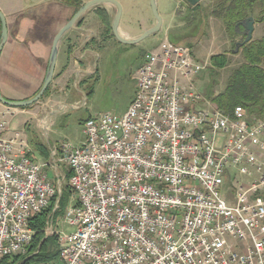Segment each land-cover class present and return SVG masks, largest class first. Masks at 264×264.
I'll return each mask as SVG.
<instances>
[{
  "label": "built area",
  "instance_id": "1",
  "mask_svg": "<svg viewBox=\"0 0 264 264\" xmlns=\"http://www.w3.org/2000/svg\"><path fill=\"white\" fill-rule=\"evenodd\" d=\"M199 67L165 37L127 110L88 117L85 140L60 146L76 196L63 216L73 231H50L62 264H264V119L196 108L180 80ZM44 166L0 111V263L27 252L57 194Z\"/></svg>",
  "mask_w": 264,
  "mask_h": 264
},
{
  "label": "rangeland",
  "instance_id": "2",
  "mask_svg": "<svg viewBox=\"0 0 264 264\" xmlns=\"http://www.w3.org/2000/svg\"><path fill=\"white\" fill-rule=\"evenodd\" d=\"M116 1L121 7L120 22L124 27L130 26L138 30L155 20L149 0ZM156 2L158 13L163 20L162 29L140 42L124 46L117 43L115 41L116 37L114 40L112 33L108 31L106 36L112 41V46L109 47L106 58L104 61H96L94 69L97 70V73L92 79L87 80L82 85V94H78L75 90V94L64 98L66 103H74L78 100L77 106L67 109L65 115L57 114L47 134L43 130L36 128L37 123L27 115H17L11 120L9 119V123H11L9 127L19 131L30 142L34 158L40 164H45L42 170L54 182L57 180L55 170L51 164H48L49 158L40 157L39 145L34 144L36 140L33 133L38 134L41 142L36 141V143H41L50 157L49 141L51 144L55 141L58 146H61L64 143L78 145V143L81 144L85 140L82 128L86 117L103 113L123 114L134 98L137 87V70L141 65L144 54L149 51H155L159 47L163 41L167 24H170L167 35L175 36L178 43L187 46L194 62L200 66L196 73L188 78L181 77L180 80L188 89L192 87L201 96V99L195 101L196 108L207 109L209 108L208 103L214 104L211 101L212 95L224 87L232 69L241 62V56L237 53L238 50L233 48L232 37L227 32L223 21L220 18L209 16L211 7L215 2L214 0H202L200 2L202 13H199V10H187V7L183 3L179 5L177 0H156ZM175 10L178 15L175 19L170 20L172 12ZM257 13L258 10L256 8L255 14ZM262 23L264 22L259 24ZM241 36L243 35H235L233 40L240 42ZM220 53L228 55L229 65L214 72L210 67L209 59L212 55ZM51 97H61L59 87L53 91ZM202 98L204 99L202 100ZM47 99L42 96L33 103L32 108H38L37 110L42 111ZM190 101L188 100V102ZM65 166V164H60L59 176L64 178L61 183V190L67 186L68 177L65 175L67 174ZM227 190L228 188L225 187V191ZM60 196L61 194L59 197L57 195L52 213L47 217L44 229L45 237L56 236L50 233L51 228H56V230L66 233L73 231V227L64 222L63 216L66 208L71 206L73 201H76V196L71 190L69 204L62 211L58 204ZM55 210L57 212L54 215L53 212ZM47 230L49 231L48 234Z\"/></svg>",
  "mask_w": 264,
  "mask_h": 264
},
{
  "label": "crops",
  "instance_id": "3",
  "mask_svg": "<svg viewBox=\"0 0 264 264\" xmlns=\"http://www.w3.org/2000/svg\"><path fill=\"white\" fill-rule=\"evenodd\" d=\"M87 1L90 0H82V4ZM177 3L182 4L180 0H177ZM97 8H102L107 20L105 17L102 19ZM0 11L6 19L8 32L7 40L0 52V93L8 100H25L35 95L42 86L49 66L53 39L76 11L73 6L65 5L61 0H0ZM115 13L116 7L106 3L94 6L83 14L82 19L80 18L81 20L79 19L76 23L78 28L67 31L58 44L54 73L49 84L50 91L45 96L48 99L42 111L32 108L33 104L20 108L9 107L0 102V111L5 113L8 123L14 116L27 115L37 123L36 128L47 134L57 114L65 115L67 109L77 106L78 100L74 103H66L64 98L75 94V90L78 94H82V85L97 73L94 69L96 61H104L109 47L112 46V41L106 36L108 31L112 33L115 40L111 28ZM177 15V11H173L170 20L175 19ZM154 23L155 20L137 30L130 26H122L119 20L118 31L122 37L132 39L140 36ZM259 23L261 22H254L251 39L264 37V23ZM169 26L170 24H167L165 27L163 39L169 37V34L167 35ZM240 34L245 36L242 31ZM115 41L122 46L127 45L117 38ZM238 43L240 42L236 44ZM57 87L60 89L61 97H51ZM33 134L35 140L41 142L38 134ZM23 138L32 152L30 142ZM48 148L50 157L49 154L47 156L41 154L40 157L49 158L48 164H51L56 178L62 183L64 178L59 176L60 164L55 162L60 145L58 146L55 141L51 144L49 141ZM65 168L69 173L67 166ZM60 192L61 185L57 195ZM74 203L75 201L72 205Z\"/></svg>",
  "mask_w": 264,
  "mask_h": 264
},
{
  "label": "trees",
  "instance_id": "4",
  "mask_svg": "<svg viewBox=\"0 0 264 264\" xmlns=\"http://www.w3.org/2000/svg\"><path fill=\"white\" fill-rule=\"evenodd\" d=\"M61 1L65 5L73 6L75 11L82 5V0ZM214 1L209 16L220 18L223 21L227 32L232 37L233 48H236L238 42L233 40V36L239 35L243 30V27L239 24L240 21L248 16H253L255 22H264V0ZM200 8L201 3H198L186 9L199 10V13H202ZM256 8L258 10L257 14H255ZM97 10L104 19L105 14L102 8H97ZM105 18L107 20V17ZM244 38V35L241 36L240 42H243ZM168 39L171 42L178 43L175 36L169 35ZM237 50V53L241 56V62L232 69L224 87L212 95L211 101L225 113H231L235 106L240 105L248 111L250 116L256 119H264V37L251 39L238 47ZM209 62L211 69L217 72L229 65V58L226 53H220L212 55ZM49 91L50 86L48 85L42 96H47ZM36 145H39L38 151L47 156L48 152L45 151L42 145ZM66 176L69 178L70 172ZM70 196L71 190L67 185L62 188L58 203L61 211L68 206ZM56 198L57 194L45 209L33 217L31 227L34 230V235L27 252L24 255L6 256L0 264H62L59 258L57 237L53 235L45 237L44 235L47 217L52 213ZM56 212L57 210L53 214L55 215Z\"/></svg>",
  "mask_w": 264,
  "mask_h": 264
},
{
  "label": "water",
  "instance_id": "5",
  "mask_svg": "<svg viewBox=\"0 0 264 264\" xmlns=\"http://www.w3.org/2000/svg\"><path fill=\"white\" fill-rule=\"evenodd\" d=\"M180 1L185 6L191 8L195 5H197L198 3H200L202 0H180ZM149 2H150V6H151L153 16L155 18V23L152 27L145 30L140 36H138L136 38H132V39L122 37L118 31V23H119L120 16H121V7H120V4L116 0H90V1L83 3L77 9V11L74 13V15L71 17V19L55 35L53 42H52V47H51V52H50V57H49L48 70H47V73L45 75L43 84L40 87V89L38 90V92L35 95H33L31 98H28L25 100H19V101L8 100V99L4 98L0 93V102L3 105L9 106V107H20V108H22V107H27V106L33 104L34 102L38 101L42 97V95L44 94L45 90L47 89V87L50 84L52 77H53L54 67H55L56 57H57L58 44H59L61 38L70 29L78 28L76 26L77 21L83 16V14L88 9H90L94 6L109 3V4H113L116 7V13H115V16L113 18L111 28H112V31H113L115 37L120 42H123L124 44H134V43H137L140 40H142L148 36L156 34L161 28L162 18L158 13L156 0H149ZM0 21H1V34H0V52H1L3 44L6 42L7 36H8L6 19H5L4 15L2 14L1 11H0ZM254 22H255V20H254L253 16H248L239 22V24L243 27L242 32H243V34H245V38H244L243 42L236 44V49H238V47H240L242 44L251 40L252 33L254 30ZM60 194H61V192L58 193V197Z\"/></svg>",
  "mask_w": 264,
  "mask_h": 264
}]
</instances>
